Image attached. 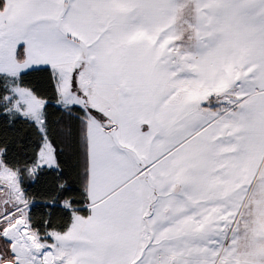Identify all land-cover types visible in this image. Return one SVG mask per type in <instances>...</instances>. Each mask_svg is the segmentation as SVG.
Wrapping results in <instances>:
<instances>
[{
  "label": "snow or ice",
  "instance_id": "6c2138e0",
  "mask_svg": "<svg viewBox=\"0 0 264 264\" xmlns=\"http://www.w3.org/2000/svg\"><path fill=\"white\" fill-rule=\"evenodd\" d=\"M0 264H264V0H0Z\"/></svg>",
  "mask_w": 264,
  "mask_h": 264
}]
</instances>
